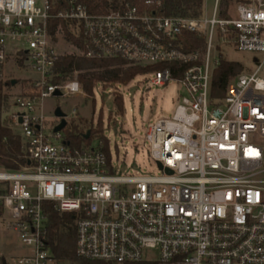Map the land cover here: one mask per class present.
<instances>
[{
  "label": "built area",
  "instance_id": "2783aa9c",
  "mask_svg": "<svg viewBox=\"0 0 264 264\" xmlns=\"http://www.w3.org/2000/svg\"><path fill=\"white\" fill-rule=\"evenodd\" d=\"M207 1L201 17L183 18L158 14L155 0L109 12L81 0H0V85L11 55L37 76L8 116L26 164L0 171V216L26 248L16 264L54 262L46 204L75 217L77 255L86 260L264 264V0L239 3L227 17L222 0L205 14ZM54 21L68 24L86 59L171 66L147 75L153 86L173 81L186 91L173 118L146 131L161 176L118 175L102 142L76 147L55 133L60 122L48 125L47 99L85 96L78 80L56 82L65 32ZM225 50L255 55L254 66L217 99L212 81Z\"/></svg>",
  "mask_w": 264,
  "mask_h": 264
},
{
  "label": "rangeland",
  "instance_id": "374dc122",
  "mask_svg": "<svg viewBox=\"0 0 264 264\" xmlns=\"http://www.w3.org/2000/svg\"><path fill=\"white\" fill-rule=\"evenodd\" d=\"M241 3V2H240ZM234 4L231 8H234ZM214 0H208L204 11L209 17L212 15ZM61 57H81L76 48L61 36L56 46ZM223 54L231 61L240 62L244 72H249L254 64L255 55L225 50ZM11 55L5 69V83L12 81L15 85L6 87L8 100L4 104L3 117L19 111L15 105V96L19 92L23 81L36 79V74L28 66ZM78 72L67 74L64 80H77ZM154 77L138 76L128 86H119L124 97V112L116 114L111 90H103L101 86L95 89V101L86 96L67 95L52 97L45 101V114L48 125H56L60 119L55 117V111L60 108L67 115V122L79 124L80 120H93L95 126L102 112V134L109 141L112 166L121 176H161L158 165L152 160L149 153V143L146 131L149 125L160 119H172L176 108L181 104L186 91L179 82H170L166 87L151 85ZM8 110V111H7ZM7 111V112H6ZM76 111V114H74ZM6 112V113H5ZM110 112L113 116L110 118ZM6 114V115H5ZM98 124V123H97ZM11 129L18 132L11 124ZM65 134V132L63 131ZM89 137L91 136V132ZM66 135V134H65ZM103 139L92 140L91 147L98 148ZM1 171V168H0ZM26 253L18 237L6 224V219L0 216V264H16V260ZM146 258H158L157 252H147ZM52 264H69L67 262H53Z\"/></svg>",
  "mask_w": 264,
  "mask_h": 264
},
{
  "label": "trees",
  "instance_id": "16d2710c",
  "mask_svg": "<svg viewBox=\"0 0 264 264\" xmlns=\"http://www.w3.org/2000/svg\"><path fill=\"white\" fill-rule=\"evenodd\" d=\"M92 12L102 9L105 12L118 9L123 3H131L138 5L147 0H81ZM161 3L157 13L167 17H183V18H199L203 14L204 0H155ZM248 2V0H222L221 10L222 17H227L226 11L236 3ZM53 28L59 23L62 24L65 37L68 42L76 47H81V41L74 38L70 33L68 24L63 21H54ZM54 34V31H53ZM191 39H195L191 36ZM202 45V42H198ZM169 65H159L153 67H140L130 65L120 60L111 61H95L84 57L65 56L61 57L57 63L56 69L62 77L57 78L56 82H60L67 74L78 72L77 80L83 88V92L87 99L95 101V89L99 86L105 91L112 90L113 104L116 114L124 112V97L120 92L119 86H128L138 76H145L154 71H159ZM244 72V67L240 62L228 60L222 54L220 56V65L216 69L212 81V97L220 99L225 96L229 83ZM180 77V75H175ZM12 81L0 85V168L7 170H20L25 166L26 160L23 152V141L11 129L10 117H3L4 104L8 100L5 93L6 87H12ZM27 81H23L22 85H26ZM8 111V110H7ZM6 111V112H7ZM5 112V113H6ZM6 115V114H5ZM113 116L110 112L109 117ZM103 115L100 113L98 124L93 125V120H80L79 124L70 122L63 130L67 139L76 147L82 145L90 146L92 140L98 138L103 139V150L108 160L111 159L109 141L104 139L102 134ZM88 132L91 136L87 139ZM48 214V238L55 262H67L69 264H113L103 261H91L78 257L77 255V238L75 229V217L73 215H61L52 209V206H45ZM125 264H159L157 262H136Z\"/></svg>",
  "mask_w": 264,
  "mask_h": 264
},
{
  "label": "water",
  "instance_id": "95a60500",
  "mask_svg": "<svg viewBox=\"0 0 264 264\" xmlns=\"http://www.w3.org/2000/svg\"><path fill=\"white\" fill-rule=\"evenodd\" d=\"M12 84L15 85V82H13ZM55 96L60 97V96H62V94L60 92H56ZM55 117L57 119H60L59 125L55 128V133H58V132L63 131L66 128V126L68 124L67 115L60 108H57L55 111ZM89 135H90V133H88L87 139L89 138ZM4 264H6V263H4Z\"/></svg>",
  "mask_w": 264,
  "mask_h": 264
}]
</instances>
